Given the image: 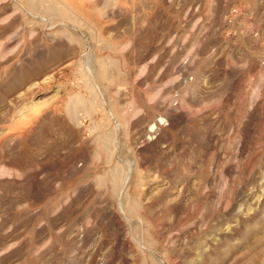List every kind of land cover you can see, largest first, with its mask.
Here are the masks:
<instances>
[{"label": "rangeland", "instance_id": "374dc122", "mask_svg": "<svg viewBox=\"0 0 264 264\" xmlns=\"http://www.w3.org/2000/svg\"><path fill=\"white\" fill-rule=\"evenodd\" d=\"M0 264H264V0H0Z\"/></svg>", "mask_w": 264, "mask_h": 264}]
</instances>
